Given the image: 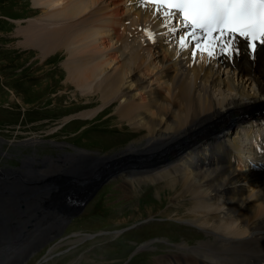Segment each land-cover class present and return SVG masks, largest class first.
I'll return each mask as SVG.
<instances>
[{
	"label": "bare ground",
	"instance_id": "obj_1",
	"mask_svg": "<svg viewBox=\"0 0 264 264\" xmlns=\"http://www.w3.org/2000/svg\"><path fill=\"white\" fill-rule=\"evenodd\" d=\"M31 1L37 12L17 20L16 42L43 58L67 53V87L74 83L99 102L79 113L84 118L115 105L122 120L144 131L126 148L96 151L99 156L87 161L79 147L50 160L72 175L76 170L91 177L89 171L101 176L128 155L134 162L122 173L130 178L125 183L166 180L164 190L180 203L173 217L206 234L199 245H180L191 251L176 254L174 264H264V46L253 55L242 51L229 58L217 51L209 58L197 52L194 59L189 40L183 50L177 42L187 29L175 20L162 26L154 7L142 0ZM8 168L0 164V172ZM87 177L79 185L85 193L95 183ZM163 196L160 191L155 197Z\"/></svg>",
	"mask_w": 264,
	"mask_h": 264
},
{
	"label": "rangeland",
	"instance_id": "obj_2",
	"mask_svg": "<svg viewBox=\"0 0 264 264\" xmlns=\"http://www.w3.org/2000/svg\"><path fill=\"white\" fill-rule=\"evenodd\" d=\"M34 9L31 0H0V137L7 139L0 141V164L18 166L27 154L42 157L74 152V147L104 154L139 140L144 131L122 120L115 105L93 118L79 114L99 102L95 95H82L74 83L67 87L64 50L43 58L37 49L26 50L16 42L17 20L35 14ZM29 138L43 143L16 144ZM57 142L62 149L53 146ZM128 180L119 174L105 183L69 223L62 240L27 264H174L176 254L191 251L180 245L186 241L190 248L206 238L195 225L173 217L180 203L172 202L170 191L164 190L169 189L166 180ZM160 191L161 200L155 197Z\"/></svg>",
	"mask_w": 264,
	"mask_h": 264
},
{
	"label": "water",
	"instance_id": "obj_3",
	"mask_svg": "<svg viewBox=\"0 0 264 264\" xmlns=\"http://www.w3.org/2000/svg\"><path fill=\"white\" fill-rule=\"evenodd\" d=\"M81 152L87 154L86 161L88 155L99 156L94 150ZM50 157L44 155L37 163L27 156L19 166L0 172V264H26L63 235L105 183L122 175L134 162L125 155L112 169L100 172L101 176L89 171L91 177H87L76 170L72 175L65 164ZM86 177L95 182L87 193L79 187L86 184Z\"/></svg>",
	"mask_w": 264,
	"mask_h": 264
},
{
	"label": "snow or ice",
	"instance_id": "obj_4",
	"mask_svg": "<svg viewBox=\"0 0 264 264\" xmlns=\"http://www.w3.org/2000/svg\"><path fill=\"white\" fill-rule=\"evenodd\" d=\"M155 5L162 18V26L170 20L182 21L185 32L177 37L179 47L188 49L189 39L198 41L192 50L212 58L217 51L229 58L242 51L253 55L259 46H264V0H142ZM172 32L176 31L174 26ZM198 33L203 34L201 40ZM152 37L153 32L148 31ZM202 58V57H201Z\"/></svg>",
	"mask_w": 264,
	"mask_h": 264
},
{
	"label": "flooded vegetation",
	"instance_id": "obj_5",
	"mask_svg": "<svg viewBox=\"0 0 264 264\" xmlns=\"http://www.w3.org/2000/svg\"><path fill=\"white\" fill-rule=\"evenodd\" d=\"M14 156H16L15 154H13V155H11V156H8V160L10 161V159H13L14 158ZM5 164H7V163H5ZM7 165H9V164H7Z\"/></svg>",
	"mask_w": 264,
	"mask_h": 264
}]
</instances>
